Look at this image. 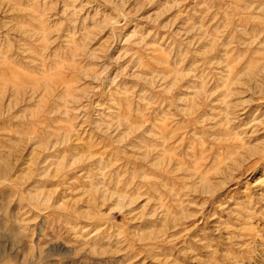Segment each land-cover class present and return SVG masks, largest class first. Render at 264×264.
<instances>
[{"label": "rangeland", "instance_id": "374dc122", "mask_svg": "<svg viewBox=\"0 0 264 264\" xmlns=\"http://www.w3.org/2000/svg\"><path fill=\"white\" fill-rule=\"evenodd\" d=\"M0 264H264V0H0Z\"/></svg>", "mask_w": 264, "mask_h": 264}]
</instances>
